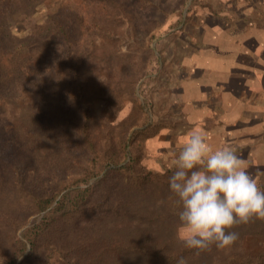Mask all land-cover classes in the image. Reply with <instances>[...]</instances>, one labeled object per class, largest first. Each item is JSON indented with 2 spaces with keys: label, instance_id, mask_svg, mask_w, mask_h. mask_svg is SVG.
<instances>
[{
  "label": "trees",
  "instance_id": "trees-1",
  "mask_svg": "<svg viewBox=\"0 0 264 264\" xmlns=\"http://www.w3.org/2000/svg\"><path fill=\"white\" fill-rule=\"evenodd\" d=\"M68 12L70 8L65 16L49 20L42 32L17 39L12 11L0 10V106L14 123L6 140L8 149L1 152L0 148V222L3 217L11 220L14 229L6 233L0 229V264H16L27 247L22 261L30 260L48 236L46 230L59 221H72V233L83 235L76 245L71 244L75 254L66 264H177L180 258L187 264H216L215 245L198 251L180 243L177 230L182 227L179 213L183 209L170 188L171 175L145 172L139 166L134 141L139 134L151 138L147 128L132 131V125L128 136L119 134L114 139L104 134L101 140L94 134L96 122L84 101V79L75 70L82 66L81 56L76 60L74 53L67 52L72 32L62 17L67 20ZM138 102L131 104L141 112ZM105 127L110 131L109 125ZM101 145L106 153L98 159ZM42 165L56 167L58 175L63 170L59 190L45 191L48 187L23 181L21 172ZM5 198L31 199L7 202ZM162 200L166 205L153 209ZM31 210L42 214L41 219L37 217L32 226L17 225ZM122 221H128L129 229L138 223V233L120 237L117 231ZM21 227L23 231L16 236ZM228 231L238 233L239 239L245 234L260 235L264 220L254 219ZM5 248L11 250L6 256L2 254ZM219 264H264V253L235 255Z\"/></svg>",
  "mask_w": 264,
  "mask_h": 264
},
{
  "label": "rangeland",
  "instance_id": "rangeland-1",
  "mask_svg": "<svg viewBox=\"0 0 264 264\" xmlns=\"http://www.w3.org/2000/svg\"><path fill=\"white\" fill-rule=\"evenodd\" d=\"M4 1L0 2V10L12 11L15 21L11 26L17 39H26L32 33L42 32L49 20L65 16L70 8L68 13L75 16L72 18L68 15L67 20L62 17L72 32V47L67 52L74 53L76 60L81 56L82 66L75 70L84 79V101L90 105L91 115L96 122L97 131L94 134L101 140L104 134L114 139L119 134L128 136L132 125V131L147 128L148 135L152 137L146 139L139 134L134 141L133 154L138 155L139 166L145 172H168V177L172 176L176 170L174 159L188 136L195 132L194 125L188 123L195 116V107L183 102L182 96L187 91L194 92L198 83L195 81L198 74L196 57L203 54L201 49L213 35H226L229 21L239 16V10H236L238 5L226 6L231 10L220 8L226 10L219 15V3L228 0ZM255 16L257 14L253 11L251 19ZM187 85L191 87L190 90L184 88ZM136 99L143 106L141 112L131 104ZM106 124L111 132L106 130ZM13 126L10 113L0 106L1 152L8 149L9 130ZM99 151L98 159L104 156L106 147L103 149L101 145ZM91 161L96 164L92 155ZM60 172L58 175L56 167L42 165L38 170L26 169L21 175L25 183L31 180L33 186H46L45 191H48L50 187L59 190L61 175L64 177L63 170ZM92 182L93 179L89 181ZM259 187L264 190V186ZM103 191L100 187L99 192ZM5 199L7 202L10 199L27 202L31 198ZM165 202H157L153 209L160 210ZM41 216L31 210L17 225L25 222L27 227L32 226L35 219H41ZM10 221L6 222L4 217L1 219L0 229L3 233L14 230L10 227ZM127 222L122 221L118 226L117 234L122 238H130L138 233V223L135 222L137 226L129 229ZM73 227L72 221L55 222L46 230L48 236L36 254L30 260L22 261L29 252L27 247L16 264H66L73 261L75 252L71 244L76 245L83 236L73 234ZM23 228L17 229L15 235L20 236ZM184 231L182 227L177 230L182 245H185L182 239ZM262 238V234H245L230 248L216 247L213 261L219 264L235 255L258 256L264 253L260 250L262 245L256 243ZM10 252L9 248H5L2 254L6 256Z\"/></svg>",
  "mask_w": 264,
  "mask_h": 264
},
{
  "label": "crops",
  "instance_id": "crops-1",
  "mask_svg": "<svg viewBox=\"0 0 264 264\" xmlns=\"http://www.w3.org/2000/svg\"><path fill=\"white\" fill-rule=\"evenodd\" d=\"M232 4L239 16L229 21L225 36L213 35L201 49L198 83L194 92L183 90L182 101L195 107L188 123L207 135L213 151L234 147L245 170L264 186V0L219 3V15ZM253 11L257 17L251 19ZM262 237L256 243L264 252Z\"/></svg>",
  "mask_w": 264,
  "mask_h": 264
},
{
  "label": "clouds",
  "instance_id": "clouds-1",
  "mask_svg": "<svg viewBox=\"0 0 264 264\" xmlns=\"http://www.w3.org/2000/svg\"><path fill=\"white\" fill-rule=\"evenodd\" d=\"M173 164L176 170L169 183L182 204L179 221L186 247L230 248L239 235L228 229L264 220V190L245 170L234 147L213 151L205 133L193 132ZM177 264L187 261L180 258Z\"/></svg>",
  "mask_w": 264,
  "mask_h": 264
}]
</instances>
